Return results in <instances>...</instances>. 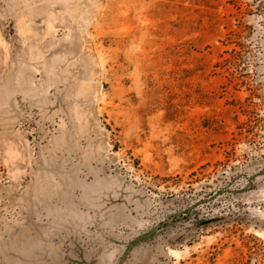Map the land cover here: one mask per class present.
I'll use <instances>...</instances> for the list:
<instances>
[{"label":"rangeland","instance_id":"374dc122","mask_svg":"<svg viewBox=\"0 0 264 264\" xmlns=\"http://www.w3.org/2000/svg\"><path fill=\"white\" fill-rule=\"evenodd\" d=\"M264 264V0H0V264Z\"/></svg>","mask_w":264,"mask_h":264},{"label":"water","instance_id":"95a60500","mask_svg":"<svg viewBox=\"0 0 264 264\" xmlns=\"http://www.w3.org/2000/svg\"><path fill=\"white\" fill-rule=\"evenodd\" d=\"M153 233H154V232L151 231V232L145 233V234H143V235H141V236H139V237L133 239V240L130 242V244H129L128 248L126 249V251L123 253V255L121 256V258L119 259V261H118L117 264H123V261L125 260L126 256H127L128 253L130 252L131 248H132L133 246H135V245H137V244H139V243H141V242H143V241H145V240L151 238V237L153 236Z\"/></svg>","mask_w":264,"mask_h":264}]
</instances>
